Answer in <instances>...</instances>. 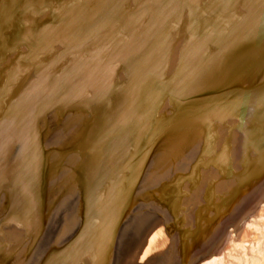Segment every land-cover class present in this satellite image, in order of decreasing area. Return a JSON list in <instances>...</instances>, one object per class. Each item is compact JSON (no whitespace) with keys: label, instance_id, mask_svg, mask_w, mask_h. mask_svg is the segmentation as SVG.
<instances>
[{"label":"water","instance_id":"95a60500","mask_svg":"<svg viewBox=\"0 0 264 264\" xmlns=\"http://www.w3.org/2000/svg\"><path fill=\"white\" fill-rule=\"evenodd\" d=\"M27 1L0 0V111L5 106V91L9 96L11 90H7L10 85L5 83V73L19 55L28 57L27 63L19 67L17 74L21 77L36 68L33 63L48 59L46 49L48 55L58 54L61 40L54 39L61 36V31L66 36L78 32L92 16L91 11L87 15L81 13L85 19L73 22L68 19L64 22L67 28L61 31L56 27L51 33L57 37L39 42L41 55L34 61V52L19 45L27 38L10 33L9 28L19 29L16 14L32 16L34 11L26 8ZM95 2H78L81 12ZM125 4L133 8L129 20L134 22L131 33L136 38L142 37L139 32L145 24H153L163 11L161 28L151 36L153 48L145 61L141 60L136 69L132 62L130 68L132 52L121 49V42L117 44L116 40V36L123 38L119 32L122 26L116 34L108 30L101 40L88 45L85 53L89 57L84 54L79 58L80 55L69 52V61L54 67L64 76L61 80L55 76L58 83L50 106L40 107L27 121L23 117L21 125L25 128L17 131L21 139H34L46 158L48 154H56V160L48 174L47 161L39 169H32L36 176L31 193L37 199L39 211L30 230L37 229L31 244L28 241L15 244L13 254L20 255L8 264H118L123 246L121 237L135 229L140 219L146 223L154 221L159 231L157 242L152 243L144 258H135L140 264H200L215 252L216 245L232 226L247 219L249 204L253 201L259 204L253 199L264 188V50L259 51L264 49V0H127ZM56 9L54 16L46 20L48 12L43 13L44 25L53 24L55 17L66 19L67 15L56 14ZM38 16L35 18H41ZM242 46L247 51H241L240 63L233 65H239L234 69L236 75L232 74L234 70L227 74L229 61L237 60L231 57L232 51ZM123 63L129 68H122ZM140 68L148 73L142 83L145 92L141 102L138 99L144 106L125 119L128 109L138 103L136 94L128 92V85L134 80L120 75L118 82L114 75L129 71L138 77L143 73ZM255 69L260 74L253 78L241 76V72ZM153 70L158 73L154 82ZM106 75L110 76V84L100 89L96 82ZM2 84L7 87L3 89ZM129 103L132 105L127 107ZM107 113L108 116L104 115ZM146 116L154 118L153 122L146 124ZM121 119L128 123L117 138L114 136L117 165L123 159L122 153L130 147L133 158L128 165L130 182L123 185L118 202L123 200L125 190L129 200L117 216L109 219L105 231V218L98 212L93 216L91 207L96 203L91 201L95 186L92 175L96 172H84L81 166L78 171L83 172L81 184H72L70 170L73 171L79 152L72 146L65 150L58 146L69 138L70 144L80 140L103 150L104 145L100 146L96 139L112 122L118 126ZM131 122L130 134L140 135L135 145L127 144L128 138H121L128 133ZM18 141L11 139L9 148L16 151ZM66 164V168L71 164L73 167L69 173H61L60 179L58 171ZM26 168L25 165L17 173L9 161L8 166L0 163L1 174L9 182L15 176L20 177L18 174L29 172ZM66 178L71 186L64 188ZM8 187L3 185L0 190ZM77 190L79 193H75ZM111 201L109 198L106 205H112ZM0 206L5 207L2 202ZM7 216L0 215V231L4 229V233L12 226ZM162 232L168 240L161 237Z\"/></svg>","mask_w":264,"mask_h":264},{"label":"bare ground","instance_id":"6f19581e","mask_svg":"<svg viewBox=\"0 0 264 264\" xmlns=\"http://www.w3.org/2000/svg\"><path fill=\"white\" fill-rule=\"evenodd\" d=\"M70 1L74 4H71ZM80 1L81 0H28L27 2L29 3L26 5V8L29 7L31 10L34 11L32 16H28L26 13L23 15L16 14L15 18L20 23L19 29L14 31L15 27H9L11 28L10 33H16L19 37L23 35V38H27V40L19 42V45L30 48V50L35 53H33V59H35L37 55H41V49L39 48L42 47V44H40L39 42L43 43V41L46 39L53 40L55 37H57L56 35H54V33H51L56 29V27H58L57 31H61L62 29L67 28L68 25H65L64 22L68 21V19H71L70 21L72 22L79 21L81 19H85L83 17L86 16H84L83 14L87 15L89 11H91L92 14L90 21L85 24L84 28L79 30L78 32L66 36L64 35L65 31H61V36L54 39L58 40L59 38V40H61L59 43L60 49L58 54L50 55V53L48 55L49 50L46 49V58L48 59L45 58L46 60L37 64L33 63L36 68L30 70V72L28 71L29 74H27L28 72H25L27 74V76L24 78L25 80H23V77L26 74L24 76L21 75V77H18L17 73L21 69L19 67H23L27 63H25L28 58L26 55H19V57L15 60V64L12 65L11 68L5 73V75L7 74V81L5 83L7 86L10 85L7 90H11L9 93L10 98L7 95V92L5 91L3 95L5 106L0 111V159L3 156V159L0 160V163L2 164V166H8L9 161V163L12 164V167L17 169V173L19 170L21 171V168L25 167L26 165V170L29 169V172L27 171L25 173L18 174L17 176L20 177L17 178L15 176L9 182L8 178L6 176L4 177L3 174H1L0 170V187H2L3 185L6 186V184L9 185L8 188H2L0 190V203L2 202L5 206L4 208L3 206H0V215L3 213L5 215L8 214L7 219L9 218V224L12 225L8 230V233H4V229L0 231V264H8L9 262L11 263L13 257L16 258L17 255H20V253H16V255L13 254V251L15 250V244L18 245L19 243H25L26 241H28L27 244L32 243L31 241L33 239V233L37 228H34V230L32 231L30 229L33 224L32 220H34V217H36V219L38 218L39 211L37 199L32 198L33 196L31 193V188L34 182V176H36L32 169H39L41 163H43V161H47L49 166L46 170V173L48 174V171L50 172V168L54 165L53 161L56 160V154H50L51 156L48 154V158H46L44 150H40L37 147L34 142V139L28 138V140L24 141L21 139L20 133L17 132L21 128H25V125H21V123H23V117L27 121V119L31 117L33 113H35V111L38 110L40 107L42 108V106H44L45 108L46 106H50L48 105V103H51V101L53 100L55 90L54 87L58 83L56 81L57 77L55 76L57 75L60 80L62 79V76H64L60 69L55 70L54 67L61 65L62 63H64V61H69V54L73 52L78 54V56L80 55L79 58H82L84 54L89 57V54L85 53V51H87V47L91 42L96 43L101 40L105 32L108 30L113 31L116 34L119 26H122L120 28L121 31L119 32L123 35V38L116 36L117 44L121 42L119 46L121 49H125L129 52H132L129 55L130 61L128 59L127 61L130 62V68L131 63H135L136 69L137 67H139L141 60L142 63L145 61L146 56L149 55V52L153 48L150 44L151 36L154 35L155 32H159L161 28L163 11L159 16L156 17V20L153 24L146 23L145 26L139 32V34H142V37L138 36L136 38L134 36V33H131V28L134 25V22H131V20H129L132 16L131 14L133 12V8H131L130 5L125 4L127 0H96V2L90 8L88 7L82 12L80 10L81 7L79 6L81 4H78V2ZM76 4L78 5V7H74ZM20 5L22 6V4ZM55 7L57 8L56 14L60 13V15H67L66 19L59 20L57 19L58 17H55L56 20L53 21V24L48 26L44 25L43 23L48 18V16H54L53 12L55 10ZM44 12H48L46 18L43 14ZM39 14L40 16H38ZM12 15L14 14H11V16ZM36 16L41 18L36 19ZM43 18H45V20ZM115 18L117 19L115 20ZM122 18L126 20L123 21ZM63 25H65L64 28L62 27ZM48 33L51 34L49 35ZM51 36L53 38H51ZM220 37H223V35H220ZM244 46H248V44ZM48 47L49 46H46V48ZM238 48L239 47L235 48L231 53V57H234L237 60L229 61L228 66L230 67V70H227V74H231V72L239 66L238 65L237 67H234L233 65H237V63H240L238 59L240 58V53H242L241 51H247V49L243 46L239 50ZM263 50L264 49L259 50L260 53H262ZM161 51L162 48L159 49L158 52H160V54H157L158 56L161 55ZM133 53L134 55L132 56ZM36 60L37 59H35L34 61ZM127 63H123L122 68H124V66L129 68ZM224 65L225 64H223V66ZM140 69L143 70L142 68ZM144 70L142 75L138 77L135 76L136 73L132 75L129 71H127V73H125L124 75L123 72L122 74L120 73L117 75L115 73L116 75H114L115 80H117L118 82L120 81L121 76L126 78L130 76L129 79L134 80L133 82L129 83V85L127 84L128 92L130 90V92L136 94L135 98L138 103L134 105L132 109H128L127 113L124 115L125 119L127 116L131 115V112H135L137 111V109H140L144 106L143 103H140L142 95L145 92V86L142 85L144 81L143 79L147 78L148 76V73ZM148 71L150 72V70ZM153 72L154 73L151 75V80L154 82L158 79V73L156 70H153ZM219 73H221V70H219ZM235 73L236 71L234 70L232 74ZM241 73L242 75H240L244 78H253L255 74H260V71H257L255 69L253 71L247 70L245 73ZM15 78L18 79V82L16 83ZM109 79L110 76H103V78H101L99 82H96V86H101L100 89L107 88V86L110 84ZM4 81L5 77H3L2 79V82ZM3 85L5 84H2V86ZM7 86H3V89H5L4 87ZM131 87L132 89H130ZM138 99L140 102L138 101ZM0 101H2V98H0ZM130 105H132V103H129L127 107ZM109 113L104 115L108 116ZM153 119L154 118L150 120V117L146 116V124H150L151 122H153ZM114 123L115 122H112V125H110L106 129V131L96 139L100 143V146H102V144L104 145L102 147L104 151L101 150L99 146L90 145V143H86L80 140H77L74 144H70L71 139L69 138L63 143H61L62 146H58V148L61 150L68 149L70 146H72L71 148L74 147L73 149H75L76 152H79L78 159L74 157V160L76 161L74 162V167L73 164L70 165V167H73V171L72 169L70 170V173H73L71 176L72 184L77 183V186H80L83 178V172L79 174L78 171L80 172L81 166L84 172L88 173L89 170H92V172H96L94 176L91 174L95 181V186L93 190L94 194L93 196H91L94 199H92L91 201L96 202L94 206L91 207L93 211V216L95 214L97 215L98 212V214H101V216L105 218V231L108 229L109 219H112L113 217L117 216V213L120 212L124 204L129 200L126 199L127 197H129L126 190L123 192V200L119 202L118 195L121 196L122 191L124 189L123 185H127L130 182L131 175H128V165L130 164V161L133 158L132 152L130 151V147L126 152H121L123 159L117 165L116 136L127 125L128 120L121 119L118 126H116V124L114 125ZM132 125L133 123L131 122L130 127H127V129H129L128 133L122 135L121 138L122 140L124 138H128L129 143L127 144L135 145V143L139 140L140 135L130 134ZM129 135L131 137H129ZM13 138H17L19 140L17 142L16 147L18 149L16 151H14V149L12 148H9V141ZM14 152H16V154ZM191 157L192 154L189 153L187 155V158L190 159ZM29 164L32 165L31 168ZM164 164L165 163H161L160 165L163 166ZM66 166L67 164L64 166L63 170L61 169V172L60 170L58 171L60 179H62L61 173H69L70 167L66 168ZM20 171L19 173H21ZM69 184L67 183V178L63 180L62 185L64 186V188H66V186ZM75 193H79V190L75 191ZM111 193H113L112 196H110ZM109 198H112V205L108 206L106 204L108 203ZM22 212L25 213L23 219H20V214ZM1 221L2 219L0 218V223ZM155 227L156 225L154 221H149L146 223L144 219H140L136 223L135 229L131 228V231L124 233L123 238L121 237L123 246L121 249V258L118 261V264H140V261L138 262V260H135V258L140 259V257L142 256L144 258V255L149 252V249L155 242H157L159 238V231L156 230ZM152 229H154L155 231L153 232ZM7 235H9L11 239L6 237ZM21 238L24 239L20 241ZM219 259L220 257L217 256L213 257L212 259L209 258L208 260H205L203 264H215L218 263L217 261Z\"/></svg>","mask_w":264,"mask_h":264},{"label":"rangeland","instance_id":"374dc122","mask_svg":"<svg viewBox=\"0 0 264 264\" xmlns=\"http://www.w3.org/2000/svg\"><path fill=\"white\" fill-rule=\"evenodd\" d=\"M253 200L259 204L255 205ZM253 200L249 204L247 219L232 226L216 245L215 252L205 260L217 256L220 259L215 264H264V188ZM161 237L168 240L164 232Z\"/></svg>","mask_w":264,"mask_h":264}]
</instances>
